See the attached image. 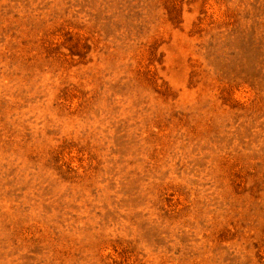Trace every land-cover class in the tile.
<instances>
[{
  "label": "rangeland",
  "instance_id": "374dc122",
  "mask_svg": "<svg viewBox=\"0 0 264 264\" xmlns=\"http://www.w3.org/2000/svg\"><path fill=\"white\" fill-rule=\"evenodd\" d=\"M0 264H264V0H0Z\"/></svg>",
  "mask_w": 264,
  "mask_h": 264
}]
</instances>
